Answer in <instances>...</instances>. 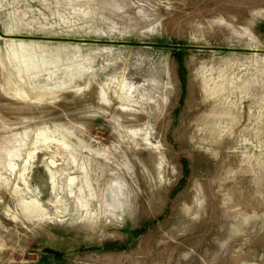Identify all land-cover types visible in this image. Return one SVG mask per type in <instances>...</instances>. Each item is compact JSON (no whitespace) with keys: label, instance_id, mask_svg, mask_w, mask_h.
Instances as JSON below:
<instances>
[{"label":"rangeland","instance_id":"obj_1","mask_svg":"<svg viewBox=\"0 0 264 264\" xmlns=\"http://www.w3.org/2000/svg\"><path fill=\"white\" fill-rule=\"evenodd\" d=\"M0 264H264V0H0Z\"/></svg>","mask_w":264,"mask_h":264},{"label":"water","instance_id":"obj_2","mask_svg":"<svg viewBox=\"0 0 264 264\" xmlns=\"http://www.w3.org/2000/svg\"><path fill=\"white\" fill-rule=\"evenodd\" d=\"M45 252L46 253H50V254H54V255L59 256V257L61 256L60 253H58V252H56L54 250H51V249H46Z\"/></svg>","mask_w":264,"mask_h":264}]
</instances>
